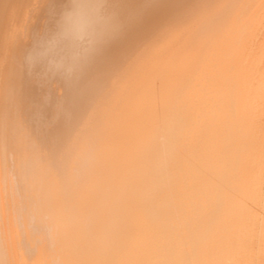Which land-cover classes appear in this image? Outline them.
Returning a JSON list of instances; mask_svg holds the SVG:
<instances>
[{
    "label": "bare ground",
    "instance_id": "bare-ground-1",
    "mask_svg": "<svg viewBox=\"0 0 264 264\" xmlns=\"http://www.w3.org/2000/svg\"><path fill=\"white\" fill-rule=\"evenodd\" d=\"M0 264H264V0H0Z\"/></svg>",
    "mask_w": 264,
    "mask_h": 264
},
{
    "label": "clouds",
    "instance_id": "clouds-1",
    "mask_svg": "<svg viewBox=\"0 0 264 264\" xmlns=\"http://www.w3.org/2000/svg\"><path fill=\"white\" fill-rule=\"evenodd\" d=\"M103 31L104 26H92L77 33L74 48L56 70L68 76L78 73L99 43Z\"/></svg>",
    "mask_w": 264,
    "mask_h": 264
}]
</instances>
